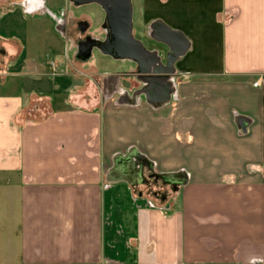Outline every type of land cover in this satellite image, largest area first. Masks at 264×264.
Here are the masks:
<instances>
[{
  "label": "crops",
  "instance_id": "0c3cea01",
  "mask_svg": "<svg viewBox=\"0 0 264 264\" xmlns=\"http://www.w3.org/2000/svg\"><path fill=\"white\" fill-rule=\"evenodd\" d=\"M49 2L0 0V264H264V0H132L146 70Z\"/></svg>",
  "mask_w": 264,
  "mask_h": 264
},
{
  "label": "water",
  "instance_id": "95a60500",
  "mask_svg": "<svg viewBox=\"0 0 264 264\" xmlns=\"http://www.w3.org/2000/svg\"><path fill=\"white\" fill-rule=\"evenodd\" d=\"M70 2L75 5H99L106 13L112 36L110 54L120 60L135 61L141 70H146L147 52L141 43L133 39L132 0H70Z\"/></svg>",
  "mask_w": 264,
  "mask_h": 264
},
{
  "label": "rangeland",
  "instance_id": "374dc122",
  "mask_svg": "<svg viewBox=\"0 0 264 264\" xmlns=\"http://www.w3.org/2000/svg\"><path fill=\"white\" fill-rule=\"evenodd\" d=\"M49 3L51 5V7H53L52 11L55 12V14L61 15L62 12L67 11V9H66L67 3L65 2V0H50ZM136 19H137V16L135 15V24H136ZM112 62L116 63V65H118V66L129 63L125 60H119V59H114V58H113ZM118 66L116 68H119ZM42 110L45 113H47L48 107L46 105H43Z\"/></svg>",
  "mask_w": 264,
  "mask_h": 264
},
{
  "label": "built area",
  "instance_id": "2783aa9c",
  "mask_svg": "<svg viewBox=\"0 0 264 264\" xmlns=\"http://www.w3.org/2000/svg\"><path fill=\"white\" fill-rule=\"evenodd\" d=\"M258 85H259V84H258V83H256V84L254 85V87H258Z\"/></svg>",
  "mask_w": 264,
  "mask_h": 264
}]
</instances>
